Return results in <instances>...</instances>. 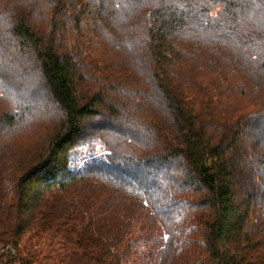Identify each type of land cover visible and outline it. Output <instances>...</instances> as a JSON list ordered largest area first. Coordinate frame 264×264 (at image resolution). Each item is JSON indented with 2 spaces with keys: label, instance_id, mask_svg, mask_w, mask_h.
I'll return each mask as SVG.
<instances>
[{
  "label": "trees",
  "instance_id": "16d2710c",
  "mask_svg": "<svg viewBox=\"0 0 264 264\" xmlns=\"http://www.w3.org/2000/svg\"><path fill=\"white\" fill-rule=\"evenodd\" d=\"M141 241L264 264V0H0V246L125 264Z\"/></svg>",
  "mask_w": 264,
  "mask_h": 264
},
{
  "label": "rangeland",
  "instance_id": "374dc122",
  "mask_svg": "<svg viewBox=\"0 0 264 264\" xmlns=\"http://www.w3.org/2000/svg\"><path fill=\"white\" fill-rule=\"evenodd\" d=\"M106 150L104 145L98 141L94 140L91 143L87 144L83 148H81L80 153L78 155V164L81 165L85 162L84 160H89L92 157L94 158H102L106 154ZM84 159V160H83ZM83 160V161H82ZM138 225V224H137ZM137 227V226H136ZM139 231V229H138ZM165 237V235H164ZM147 242L141 241L138 244H134L137 248L135 252H131L126 259L125 264H152V259L150 253L147 252Z\"/></svg>",
  "mask_w": 264,
  "mask_h": 264
},
{
  "label": "built area",
  "instance_id": "2783aa9c",
  "mask_svg": "<svg viewBox=\"0 0 264 264\" xmlns=\"http://www.w3.org/2000/svg\"><path fill=\"white\" fill-rule=\"evenodd\" d=\"M20 248L15 244H4L0 246V264H11L18 260ZM20 262L18 261L17 264Z\"/></svg>",
  "mask_w": 264,
  "mask_h": 264
}]
</instances>
